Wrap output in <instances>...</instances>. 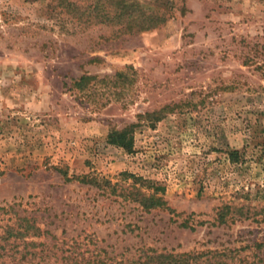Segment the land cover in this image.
<instances>
[{"label":"rangeland","instance_id":"rangeland-1","mask_svg":"<svg viewBox=\"0 0 264 264\" xmlns=\"http://www.w3.org/2000/svg\"><path fill=\"white\" fill-rule=\"evenodd\" d=\"M126 1L163 20L127 33L0 0V264H204L264 242V0ZM129 123V150L107 140Z\"/></svg>","mask_w":264,"mask_h":264},{"label":"trees","instance_id":"trees-1","mask_svg":"<svg viewBox=\"0 0 264 264\" xmlns=\"http://www.w3.org/2000/svg\"><path fill=\"white\" fill-rule=\"evenodd\" d=\"M51 10H63L66 13L76 17L84 22H99L109 24H119V29L122 32H138L148 30L154 27L157 23L163 19L159 15H143L140 5L136 1L126 0H49ZM254 51L256 54H260L264 57V47L259 44H254ZM260 51H259V50ZM262 50V51H261ZM249 56L245 57V61H250ZM244 61V62H245ZM90 79L87 75H80L77 78L71 79L69 87L80 88L86 81ZM134 123L124 125L120 129H112L107 134V140L120 146L126 150H129L132 145V139L130 130ZM227 159L232 162L241 161V153L236 149H230L225 151ZM86 178V179H84ZM140 179V178H139ZM134 176V180H139ZM81 181L96 184L97 179L95 177L82 176ZM123 198H129L130 200L137 201L138 205L143 209L163 207L164 201L155 193L145 194L138 189L127 190L123 193ZM223 212L218 213V218L223 221ZM16 216L17 213L14 212ZM18 218V217H17ZM23 221L25 218H21ZM31 225H27V228ZM264 246V242H252L251 245H243L241 248H228L224 247L221 250H214L205 252L206 257L203 260L204 264H264V251L261 248ZM251 249L253 252L248 255H241L240 250ZM261 252V253H260ZM199 255V254H197ZM146 258L152 264H197V256L190 255L189 253H155L146 255Z\"/></svg>","mask_w":264,"mask_h":264}]
</instances>
